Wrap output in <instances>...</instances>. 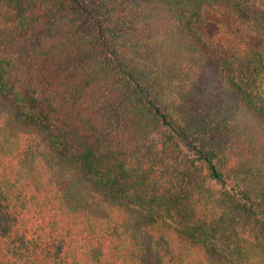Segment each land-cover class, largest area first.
Wrapping results in <instances>:
<instances>
[{"label":"trees","instance_id":"16d2710c","mask_svg":"<svg viewBox=\"0 0 264 264\" xmlns=\"http://www.w3.org/2000/svg\"><path fill=\"white\" fill-rule=\"evenodd\" d=\"M0 264H264V0H0Z\"/></svg>","mask_w":264,"mask_h":264}]
</instances>
